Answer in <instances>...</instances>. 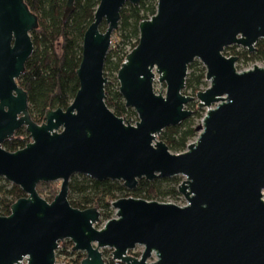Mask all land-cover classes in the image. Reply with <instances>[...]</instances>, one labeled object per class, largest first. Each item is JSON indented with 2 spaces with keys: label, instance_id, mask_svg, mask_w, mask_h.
<instances>
[{
  "label": "water",
  "instance_id": "95a60500",
  "mask_svg": "<svg viewBox=\"0 0 264 264\" xmlns=\"http://www.w3.org/2000/svg\"><path fill=\"white\" fill-rule=\"evenodd\" d=\"M74 1L66 0L64 19ZM139 1L99 0L83 35L79 87L65 109H47L38 124L17 83L38 18L24 0H0V177L24 192L0 215V264H55L65 239L85 253L79 264H106L104 247L124 264H264V66L238 71V57L222 53L231 45L251 52L264 39V0H156L116 73L125 106L137 114L130 124L105 103L103 69L121 8ZM196 58L209 85L191 96L182 91ZM155 79L165 83L164 95ZM195 100L206 109L198 134L173 153L157 137L190 117L186 105ZM21 127L27 143L3 148ZM74 174L127 189L141 178L181 175L186 204L120 197L111 202L115 217L96 228L100 211L68 200ZM56 180L47 201L36 186ZM137 245L140 255L129 253Z\"/></svg>",
  "mask_w": 264,
  "mask_h": 264
},
{
  "label": "trees",
  "instance_id": "16d2710c",
  "mask_svg": "<svg viewBox=\"0 0 264 264\" xmlns=\"http://www.w3.org/2000/svg\"><path fill=\"white\" fill-rule=\"evenodd\" d=\"M29 9L36 14L38 26L31 31L33 52L25 62V68L17 83L27 92L28 110L34 122L40 124L44 121V114L47 109H65L74 97L79 81L76 69L79 66L82 54L83 35L89 24L93 21L94 12L99 0H75L74 8L68 18H63L66 0H24ZM156 0H140L138 4L126 3L120 10L119 29L121 37L125 39L123 46L112 52L108 50L104 63V76L116 74L126 54L138 42L139 22L150 18L156 11ZM105 25H100V29ZM134 38L128 50L125 45L129 39ZM256 61L264 58V42L256 43V49L252 52L245 50L240 53L239 58ZM195 63L188 65L184 89H191L195 93L198 86L205 77L204 66L193 68ZM117 79L114 83H106L105 103L118 116L125 120L127 107L118 91ZM191 104V102L189 103ZM130 113L135 114L133 110ZM199 116L196 110L190 117L175 126L164 128L159 134L171 152H182L187 144L196 137L197 131L194 125V118ZM24 127L17 129L14 135L2 142L3 148L8 151H15L26 144ZM1 179V178H0ZM158 179L168 180L169 178H155L148 181L144 178L138 180L130 195L137 198L152 200L160 198L162 194H178L177 186L160 191L157 185ZM36 189L47 201H51L57 193L53 182H40ZM126 187L121 181L116 180H95L88 176L80 175V179L72 178L68 184V200L73 207L85 209L96 207L100 211L99 223L102 219L111 218V202L122 196H129L125 193ZM24 196L22 189L8 181L0 184V215L10 213L11 204L18 198ZM64 251L72 248L70 240H62L59 246ZM80 261L85 254L72 252ZM114 264H124L122 262Z\"/></svg>",
  "mask_w": 264,
  "mask_h": 264
},
{
  "label": "rangeland",
  "instance_id": "374dc122",
  "mask_svg": "<svg viewBox=\"0 0 264 264\" xmlns=\"http://www.w3.org/2000/svg\"><path fill=\"white\" fill-rule=\"evenodd\" d=\"M102 24V23H101ZM105 25V23H104ZM106 26V25H105ZM119 25L118 27L113 30V32L111 33V43H110V46H109V50H111L112 52H117V50H119L124 42H125V39L121 37V31L119 29ZM104 30V27L102 28ZM262 40V39H259L257 41V43ZM134 42V38H131L129 39V43H127V45H125V49L128 50L130 48V44ZM264 42V40H263ZM256 46V45H254ZM246 50V48L240 46V45H231V46H227L223 49L222 53L225 55V56H230V55H237V53H243L244 51ZM191 63H195V65L193 66V68H196V67H199V66H203L202 63L199 61V59H194ZM253 65H258V66H264V58L262 59H258L256 61H249V60H245L243 57L241 58H237L236 62H235V68L238 70V71H241V70H245V69H249L251 68ZM191 71L188 70L187 73H189ZM107 78L108 83H114V81L116 80V74H108L105 76ZM209 85V81L205 79V77L202 79V83L198 86V90H204L206 87H208ZM153 88L156 92H161L163 95L165 94V91H166V86H165V83L162 82H158L157 79H155L154 81V84H153ZM161 88V90H160ZM183 94H186V95H195V92L193 90H191L190 88L189 89H183ZM196 103H197V100L191 102V104H187L186 105V108L187 109H191L193 110V112H195L196 110L199 111V116H197L196 118H194V125L195 127L200 124L201 122V118L203 117L206 109L205 108H197L196 107ZM127 113L125 114V116H127V119L128 117H130L128 119V122L130 124H134L135 121L138 119L137 118V114L135 113V111L130 108V107H127ZM130 110H133V112L135 114H132L130 113ZM197 134H198V131H197ZM28 135V133L25 134V137ZM197 136V135H196ZM159 140H160V137L158 135L157 137ZM196 138V137H195ZM195 138H193L191 141H193ZM27 143V141H26ZM173 153H177V152H173ZM0 184H4L5 181H7L5 178L3 177H0ZM72 178H77V179H80V174H74L71 176L70 179ZM165 178V177H163ZM166 178H169L168 180H164V179H158L157 181V185H159V188H160V191H167L171 188H173L174 186H177L178 187V184L182 181V179L184 178L183 176L181 175H176V176H173V177H166ZM9 182V181H8ZM60 182L61 180H56V181H53V184H55L56 188H57V192H58V189H59V186H60ZM10 183V182H9ZM132 189H127L126 188V191L125 193H129L131 192ZM129 196L127 197H133L129 194H127ZM122 197H126V196H122ZM152 200H156V201H159V202H171V203H175L177 205H185L186 204V201L184 199V197L178 193L176 196H172V194H167V195H160V198H157V199H152ZM112 208V207H111ZM112 217H115V210L114 208H112V214H111V218ZM101 220V219H100ZM107 219H102L101 223H96L95 224V227L96 228H100L103 226V224L105 223ZM143 247L140 246V245H137L135 247V249L132 250V252H138L140 253L142 251ZM101 252H102V256L106 262V264H114V261L111 260V251L112 249L111 248H108V247H104V248H101L100 249ZM135 256H138V255H135Z\"/></svg>",
  "mask_w": 264,
  "mask_h": 264
},
{
  "label": "built area",
  "instance_id": "2783aa9c",
  "mask_svg": "<svg viewBox=\"0 0 264 264\" xmlns=\"http://www.w3.org/2000/svg\"><path fill=\"white\" fill-rule=\"evenodd\" d=\"M62 246H58L56 252H60L56 254L55 256V264H79V260L75 256V254H71V252L65 253L60 250H62ZM70 251V250H68ZM72 251V250H71Z\"/></svg>",
  "mask_w": 264,
  "mask_h": 264
},
{
  "label": "flooded vegetation",
  "instance_id": "af4514ba",
  "mask_svg": "<svg viewBox=\"0 0 264 264\" xmlns=\"http://www.w3.org/2000/svg\"><path fill=\"white\" fill-rule=\"evenodd\" d=\"M258 40H259V39H258ZM258 40H257V41H258ZM262 40H264V39H262ZM257 41H256V43H257ZM256 43H255L254 45H256ZM255 49H256V46H254V49H253V50H255ZM246 50H247V49H246ZM247 51H248V50H247ZM248 52H249V51H248ZM251 52H252V51H251ZM239 55H240V52L237 53L236 56L239 57ZM230 56H231V55H230ZM234 56H235V55H234ZM58 246H59V245H58ZM134 249H135V248H134ZM56 250H57V249H56ZM71 250H72V248L70 249V251H68V250H67V251H64L63 248H62V250H60V251L65 252V253H68V254H69V252H71V254H72V252H81V251H74V250L71 251ZM58 253H60V252L57 251L56 254H58ZM82 253H83V252H82ZM129 253H131V254H133V255H138V256H139L141 252H140V253H138V252L136 253V252H132V250H130ZM56 254H55V256H56ZM84 254H85V253H84ZM111 260H112V259H111ZM112 261H113V260H112ZM79 262H80V261H79ZM105 263H106V262H105ZM114 263H119V262L114 261Z\"/></svg>",
  "mask_w": 264,
  "mask_h": 264
}]
</instances>
